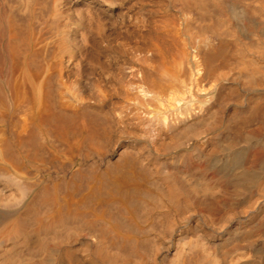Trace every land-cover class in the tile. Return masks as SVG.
<instances>
[{
  "label": "bare ground",
  "instance_id": "obj_1",
  "mask_svg": "<svg viewBox=\"0 0 264 264\" xmlns=\"http://www.w3.org/2000/svg\"><path fill=\"white\" fill-rule=\"evenodd\" d=\"M0 264H264V0H0Z\"/></svg>",
  "mask_w": 264,
  "mask_h": 264
}]
</instances>
